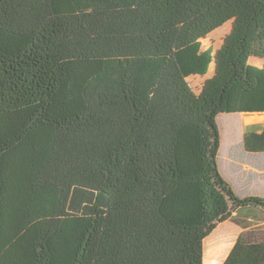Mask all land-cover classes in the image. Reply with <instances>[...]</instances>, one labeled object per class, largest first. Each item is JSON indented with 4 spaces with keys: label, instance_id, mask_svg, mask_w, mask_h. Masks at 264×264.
<instances>
[{
    "label": "trees",
    "instance_id": "trees-1",
    "mask_svg": "<svg viewBox=\"0 0 264 264\" xmlns=\"http://www.w3.org/2000/svg\"><path fill=\"white\" fill-rule=\"evenodd\" d=\"M235 112L264 113V0H0V264H202L231 205L264 210L219 170ZM223 264H264V227Z\"/></svg>",
    "mask_w": 264,
    "mask_h": 264
},
{
    "label": "crops",
    "instance_id": "crops-1",
    "mask_svg": "<svg viewBox=\"0 0 264 264\" xmlns=\"http://www.w3.org/2000/svg\"><path fill=\"white\" fill-rule=\"evenodd\" d=\"M245 115H257L258 119L246 122L244 120ZM239 118L243 125L261 123L264 120V113H240ZM244 151L243 155L246 157L247 155L255 156L258 154V163H251L244 157L243 162L238 161L229 166L230 176L237 180L235 181L236 183L234 181L231 182L232 179L230 178H225L236 195H238L237 191L242 190L240 187H244L248 191L245 196L256 195L264 197V151L250 152L245 149ZM244 209L246 210H235L225 221L216 223L212 232L203 239L202 264H223L242 231L256 229L264 224V210L262 208L250 205Z\"/></svg>",
    "mask_w": 264,
    "mask_h": 264
},
{
    "label": "rangeland",
    "instance_id": "rangeland-1",
    "mask_svg": "<svg viewBox=\"0 0 264 264\" xmlns=\"http://www.w3.org/2000/svg\"><path fill=\"white\" fill-rule=\"evenodd\" d=\"M227 27H229V24L225 23L221 27L216 29L214 32H212V34L203 38L201 40L203 48L210 47L212 50H215L218 47V45L220 44L223 35L227 31ZM209 73H211V72H209ZM203 80H204V77H200V76H190L189 78H187V81H188L190 87L192 88V90L194 92H197L199 90ZM239 116H240V114H238V112L220 113V114H218V116L216 118L217 125L220 129V147L218 150L217 162H218V166H219V170H220L221 174L224 176V178L227 177L228 179L229 178L232 179L231 182L232 181L235 182L237 180L234 179L233 176H230L229 166L232 163H235L238 161L243 162V158L246 157L243 155V152L245 153V151L243 149V142H242V133H243L242 130H243V127L245 124L243 125L242 122H240ZM231 122H235V123L234 124L232 123V125H231L230 124ZM226 124H227V126H226ZM235 124L237 127L236 132L238 134L237 135L238 139L235 140L234 142H230L232 135L230 134L229 128H232L233 126H235ZM234 134H235V132H234ZM246 153L249 154L248 152H246ZM245 159L251 163L254 162L257 164L258 163L257 162L258 161V154H256L255 156L247 155V157ZM236 185H238V184H236ZM240 189H242V190L237 191V192H238V195H241V197L245 196L248 193L246 188L240 187ZM244 208L245 207H242V206L238 207L235 205H231L230 210L232 213L235 210H246ZM258 210H260V209H258ZM260 227H264V224L260 225Z\"/></svg>",
    "mask_w": 264,
    "mask_h": 264
}]
</instances>
